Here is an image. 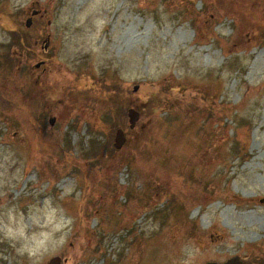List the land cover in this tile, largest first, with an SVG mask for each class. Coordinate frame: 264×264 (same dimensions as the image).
<instances>
[{
    "label": "rangeland",
    "instance_id": "374dc122",
    "mask_svg": "<svg viewBox=\"0 0 264 264\" xmlns=\"http://www.w3.org/2000/svg\"><path fill=\"white\" fill-rule=\"evenodd\" d=\"M193 255L264 264V0H0V264Z\"/></svg>",
    "mask_w": 264,
    "mask_h": 264
},
{
    "label": "water",
    "instance_id": "95a60500",
    "mask_svg": "<svg viewBox=\"0 0 264 264\" xmlns=\"http://www.w3.org/2000/svg\"><path fill=\"white\" fill-rule=\"evenodd\" d=\"M35 14H36V11H33L32 15H35ZM31 24H32V18L29 17L26 20V27H30ZM48 43H49V38L47 37L43 40L42 48H44V49L47 48ZM42 63L43 62H38L37 64H35V68H39ZM136 89H137V86L134 87V90H136ZM128 114H129V118H130L129 128L132 129V128H134L136 121L138 120V114L132 109L129 110ZM54 121H55L54 117H51L49 119V124L53 125ZM125 141H126V137H125L124 131L120 128L117 129L115 132V137H114V147L117 149H120L124 145ZM47 264H61V259L59 257H53L49 260V262ZM205 264H217V263L208 262ZM223 264H243V263L239 260L238 256H235V257L228 259Z\"/></svg>",
    "mask_w": 264,
    "mask_h": 264
},
{
    "label": "bare ground",
    "instance_id": "6f19581e",
    "mask_svg": "<svg viewBox=\"0 0 264 264\" xmlns=\"http://www.w3.org/2000/svg\"><path fill=\"white\" fill-rule=\"evenodd\" d=\"M199 255H193L191 258H189V261L187 264H197L199 260Z\"/></svg>",
    "mask_w": 264,
    "mask_h": 264
}]
</instances>
